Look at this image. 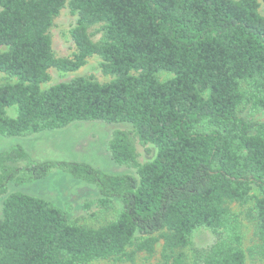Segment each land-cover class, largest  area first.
<instances>
[{
	"label": "trees",
	"instance_id": "1",
	"mask_svg": "<svg viewBox=\"0 0 264 264\" xmlns=\"http://www.w3.org/2000/svg\"><path fill=\"white\" fill-rule=\"evenodd\" d=\"M264 0H0V136H20L75 121L126 122L109 142L112 160L135 173L110 174L86 162L25 165L20 145L0 154V264H88L155 253L160 264H186L182 251L199 228L214 234L197 250L202 264H245V206L264 257ZM67 6L74 51L55 56L50 28ZM97 26V27H96ZM100 33L94 40L90 32ZM101 58L106 82L76 76L43 88L49 69L76 71ZM165 71L170 78L160 80ZM15 106V116L7 108ZM154 147L139 162L130 134ZM60 170L95 185L116 217L98 226L71 223L48 200L7 184Z\"/></svg>",
	"mask_w": 264,
	"mask_h": 264
},
{
	"label": "rangeland",
	"instance_id": "2",
	"mask_svg": "<svg viewBox=\"0 0 264 264\" xmlns=\"http://www.w3.org/2000/svg\"><path fill=\"white\" fill-rule=\"evenodd\" d=\"M261 2V0H259ZM263 13L262 5L259 8ZM77 15L72 14L67 6H64L58 16L54 18L49 32L52 39V49L55 56L70 57L74 51V44L70 37V29L76 22ZM97 27V26H96ZM96 27H91L94 33L92 38L98 39L100 33ZM101 58L91 55L86 62L76 71H60L49 69V80L42 84L43 88L50 85L68 81L76 76H91L100 82L109 81L112 76L101 71ZM158 79L165 80L172 76L171 73L161 71ZM14 81V78L0 72V83ZM15 106L7 108V115L15 116ZM241 114L246 117L264 120V110H251L249 106L242 109ZM131 126L126 122L108 123L101 120L75 121L64 127L44 130L38 133H24L20 136H0V154L11 149L14 145H20L27 153V158L7 162L10 165H25L29 161L42 162L47 160L81 161L92 165L110 174L135 173V168L115 163L110 155L109 142L116 130L130 131ZM133 143L137 159L144 162L154 155L155 149L148 144H141L137 137L129 133ZM19 190L24 193L48 200L52 205L62 209L71 223L86 226H98L113 220L121 208L118 200L106 206L98 202L99 193L95 185L75 179L60 170H53L46 177L15 184H7V192ZM0 196V215L2 199ZM231 209L239 214L242 224L243 249L245 251V264H264V257L251 254L249 248L256 243L253 231L254 222L245 215V206L235 203ZM214 234L206 229L199 228L193 232L190 243L182 249L185 254L186 264H202L197 259V250L208 246L214 240ZM161 242L155 246V253L148 256L144 252L135 254L133 260L99 259L88 264H160L159 251Z\"/></svg>",
	"mask_w": 264,
	"mask_h": 264
}]
</instances>
